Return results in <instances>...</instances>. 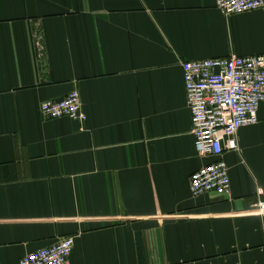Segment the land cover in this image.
<instances>
[{
  "label": "crops",
  "instance_id": "1",
  "mask_svg": "<svg viewBox=\"0 0 264 264\" xmlns=\"http://www.w3.org/2000/svg\"><path fill=\"white\" fill-rule=\"evenodd\" d=\"M264 57V8L216 0H0V264L63 239L70 264H264V105L189 193L181 63ZM79 93L84 123L39 106Z\"/></svg>",
  "mask_w": 264,
  "mask_h": 264
},
{
  "label": "built area",
  "instance_id": "2",
  "mask_svg": "<svg viewBox=\"0 0 264 264\" xmlns=\"http://www.w3.org/2000/svg\"><path fill=\"white\" fill-rule=\"evenodd\" d=\"M263 8L264 0H216V9L224 16ZM181 70L195 152L208 161L192 173L189 193L194 199L211 193L225 196L230 178L223 156L237 151V132L256 125L258 108L264 105V57L183 61ZM39 113L48 120L66 118L82 124L86 119L77 91L42 103ZM72 249L73 240L66 238L22 257L19 264H70Z\"/></svg>",
  "mask_w": 264,
  "mask_h": 264
}]
</instances>
